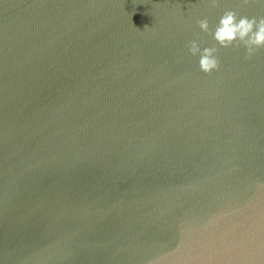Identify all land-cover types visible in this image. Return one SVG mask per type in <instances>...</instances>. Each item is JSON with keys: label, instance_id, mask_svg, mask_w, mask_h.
Here are the masks:
<instances>
[{"label": "water", "instance_id": "1", "mask_svg": "<svg viewBox=\"0 0 264 264\" xmlns=\"http://www.w3.org/2000/svg\"><path fill=\"white\" fill-rule=\"evenodd\" d=\"M225 9L0 0V264H264V48H185Z\"/></svg>", "mask_w": 264, "mask_h": 264}, {"label": "clouds", "instance_id": "2", "mask_svg": "<svg viewBox=\"0 0 264 264\" xmlns=\"http://www.w3.org/2000/svg\"><path fill=\"white\" fill-rule=\"evenodd\" d=\"M215 6L218 0H208ZM264 3V0H261ZM200 32L211 36L214 44H204L198 37L185 43L187 53L197 57L200 71L211 73L219 69V48L242 47L245 58L250 59L258 49L264 48V16L239 15L234 9H225L210 27L206 16L196 19Z\"/></svg>", "mask_w": 264, "mask_h": 264}]
</instances>
